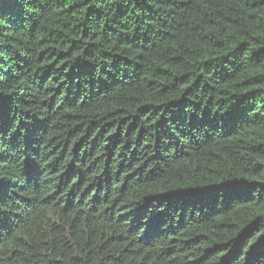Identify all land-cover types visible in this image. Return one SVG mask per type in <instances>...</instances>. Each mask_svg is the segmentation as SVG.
I'll return each instance as SVG.
<instances>
[{
	"label": "trees",
	"instance_id": "16d2710c",
	"mask_svg": "<svg viewBox=\"0 0 264 264\" xmlns=\"http://www.w3.org/2000/svg\"><path fill=\"white\" fill-rule=\"evenodd\" d=\"M0 264H264V0H0Z\"/></svg>",
	"mask_w": 264,
	"mask_h": 264
}]
</instances>
